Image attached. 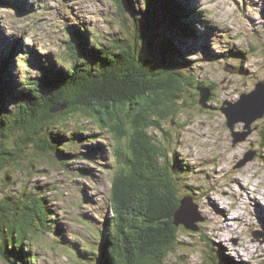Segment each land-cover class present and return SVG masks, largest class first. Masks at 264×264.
<instances>
[{"label": "rangeland", "instance_id": "1", "mask_svg": "<svg viewBox=\"0 0 264 264\" xmlns=\"http://www.w3.org/2000/svg\"><path fill=\"white\" fill-rule=\"evenodd\" d=\"M189 2L195 11L197 39L168 28L159 30L143 14L141 20H122L112 0H0V64L15 47L11 73L18 80L33 76L41 60L44 66L60 67L59 61L69 58L68 39L81 40L85 35L79 32H84L105 43L126 38L137 43L147 65L172 67L192 76L193 84L175 105L176 113L160 121L163 134H152L162 138L179 194L194 197L205 221L198 224L197 232L181 231L166 264H208V256L220 263L227 257L236 264H264V118L252 125L246 141L234 145L221 111L229 106L225 102L235 104L264 81V0ZM137 6L145 11L143 0ZM134 24L141 31L148 28L144 38L137 36ZM164 34L169 45L170 39L174 41L171 50L160 42L159 35ZM243 54L245 58L239 56ZM201 83L212 93L206 108L200 105L196 89ZM72 121L63 134L72 133L73 139L60 146L70 158L35 157L0 175V206L7 198L34 191L47 197L55 214L50 227L25 238L19 232L17 242L8 234L20 264H87L97 257L91 250L99 245L112 217L118 140L113 131L88 116ZM244 131L243 123L236 125L235 132ZM251 151L257 153L254 160L237 169ZM0 264L10 263L0 259Z\"/></svg>", "mask_w": 264, "mask_h": 264}, {"label": "trees", "instance_id": "2", "mask_svg": "<svg viewBox=\"0 0 264 264\" xmlns=\"http://www.w3.org/2000/svg\"><path fill=\"white\" fill-rule=\"evenodd\" d=\"M112 1L122 20H141L143 14L159 30L168 28L186 38H198L189 0H143L145 11L137 6L138 0ZM134 28L142 38L148 31L147 27L142 31L136 25ZM79 33L85 37L68 39L69 58L60 60V67L44 66L42 60L31 77L18 80L11 73L15 47L5 55L0 64V175L9 168L18 170L35 157L70 158L63 147L60 149L73 139L72 133L63 134L64 129L70 128L73 118L88 116L101 123V128L113 131L119 165L112 185V217L106 221L99 245L91 250L97 257L85 263L166 264L186 229L175 224L176 214L181 201L192 195L179 194L162 138L152 132L163 134L160 121L176 113L175 105L184 99L193 77L172 67L147 65L137 43L126 38L105 43L94 33ZM159 37L171 50L174 41L170 39L169 45L165 34ZM239 56L245 58V54ZM198 87L211 90L205 83ZM7 180L10 176L4 181L8 185ZM0 212V259L20 264L19 252L10 248L8 234L17 242L19 232L25 238L34 230H43L55 214L47 197L34 191L5 199ZM208 258L211 264H236L227 257L221 263Z\"/></svg>", "mask_w": 264, "mask_h": 264}, {"label": "water", "instance_id": "3", "mask_svg": "<svg viewBox=\"0 0 264 264\" xmlns=\"http://www.w3.org/2000/svg\"><path fill=\"white\" fill-rule=\"evenodd\" d=\"M238 72L237 69L235 73ZM197 90L200 93L199 103L203 108H206L212 96L211 90L201 87H198ZM225 104L229 106L221 107V111L227 116V126L232 131L233 144L236 145L246 141L252 133V125L264 118V81L258 82L255 91L250 94H243L235 104L229 101L223 105ZM239 123L244 124V132H235V127ZM256 154L255 151L246 154L245 159L236 168L239 169L254 160ZM198 209L199 206L194 202L193 197H185L181 201V206L176 214L175 224L185 226L191 231H199L198 224L204 222L205 218L198 212Z\"/></svg>", "mask_w": 264, "mask_h": 264}, {"label": "bare ground", "instance_id": "4", "mask_svg": "<svg viewBox=\"0 0 264 264\" xmlns=\"http://www.w3.org/2000/svg\"><path fill=\"white\" fill-rule=\"evenodd\" d=\"M204 162H201V164H203ZM260 204H262V203H260ZM255 206L257 207V205H256V203H255Z\"/></svg>", "mask_w": 264, "mask_h": 264}, {"label": "clouds", "instance_id": "5", "mask_svg": "<svg viewBox=\"0 0 264 264\" xmlns=\"http://www.w3.org/2000/svg\"><path fill=\"white\" fill-rule=\"evenodd\" d=\"M189 197H193V196H189ZM194 198V197H193ZM195 202V201H194ZM198 205V204H197Z\"/></svg>", "mask_w": 264, "mask_h": 264}]
</instances>
